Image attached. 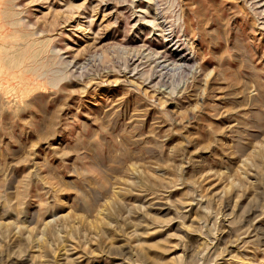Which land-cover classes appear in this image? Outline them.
I'll return each instance as SVG.
<instances>
[{
    "label": "rangeland",
    "instance_id": "374dc122",
    "mask_svg": "<svg viewBox=\"0 0 264 264\" xmlns=\"http://www.w3.org/2000/svg\"><path fill=\"white\" fill-rule=\"evenodd\" d=\"M5 1L0 264H264V0Z\"/></svg>",
    "mask_w": 264,
    "mask_h": 264
},
{
    "label": "bare ground",
    "instance_id": "6f19581e",
    "mask_svg": "<svg viewBox=\"0 0 264 264\" xmlns=\"http://www.w3.org/2000/svg\"><path fill=\"white\" fill-rule=\"evenodd\" d=\"M6 1H8V0H6ZM6 1H5V2H6ZM9 1H11V0H9ZM13 1H15V0H13ZM7 3H8V2H7ZM9 6H10V5H9ZM10 7H11V6H10ZM263 7H264V6H263ZM13 8H14V7H13ZM261 9H264V8L261 7ZM2 12H3V11H2ZM4 13H5V11H4ZM4 13H3V15H4ZM260 13H261V12H260ZM15 14H16V13H15ZM21 14H22V13H21ZM11 15H12V13H11ZM16 15H18V14H16ZM16 15H15V16H16ZM1 17H2V16H1ZM13 17H14V16H13ZM4 18H6V15H5ZM9 18H10V17H9ZM9 18H8V19H9ZM6 19H7V18H6ZM6 19H5V20H6ZM11 19H12V18H11ZM9 21H10V19H9ZM9 21H8V22H9ZM14 21H15V20H14ZM15 22H16V21H15ZM148 22H149V21H148ZM150 22H153V21L151 20ZM18 23H20V22H18ZM6 24H8V23L6 22ZM16 25H17V23H16ZM16 27H17V26H16ZM143 28H144V27H143ZM18 29H19V28H18ZM28 30H29V29H28ZM32 30H33V29H32ZM13 31H14V30H13ZM15 31H16V30H15ZM15 31H14V32H15ZM17 31H18V30H17ZM26 31H27V30H26ZM20 32H21V31H20ZM24 32H25V31H24ZM28 32H30V31H28ZM28 32H27V33H28ZM11 33H12V32H11ZM165 33H166V32H165ZM28 35H29V34H28ZM34 35H35V34H34ZM8 36H9V35H8ZM11 36H12V35H11ZM13 36H14V35H13ZM32 36H33V33H32ZM24 37H25V36H24ZM159 37H160V36H159ZM25 38L28 39V36L25 37ZM25 38H24V39H25ZM16 39H17V38H16ZM173 39H174V38H173ZM23 41H24V40H23ZM37 41H39V40H37ZM37 41H36V44H35V45L38 44ZM40 41H41V40H40ZM43 41H44V39H43ZM45 41H46V40H45ZM50 41H51V39H50ZM33 42H34V40H33ZM13 43H14V42H13ZM30 43H31V42H30ZM44 43H45V42H44ZM48 43H50V42H48ZM48 43H47V44H48ZM5 44H6V43H5ZM32 44H33V43H32ZM27 45H28V44H27ZM48 45H49V44H48ZM48 45H47V48H48ZM124 45H125V44H124ZM124 45H123V46H124ZM33 46H34V45H33ZM37 46H38V45H37ZM42 46H43V45H42ZM42 46H40V47L42 48ZM2 47H3V46H2ZM31 47H32V46H31ZM40 47L37 48V49L40 50ZM124 47H126V46H124ZM128 47H129V46H128ZM128 47H126V48H128ZM141 47H142V46H141ZM29 48H30V47H29ZM29 48H28V49H29ZM32 48H35V46L32 47ZM43 48H45V47L43 46ZM43 48H42V49H43ZM5 49H6V48H5ZM26 49H27V48H26ZM37 49H33L34 51H32V52H35V50H36V53H37V52H38ZM45 49H46V48H45ZM149 49H150V48H149ZM22 50H23V49H22ZM31 50H32V49H31ZM43 50H44V49H43ZM139 50H140V48H139ZM23 51L25 52L26 50L24 49ZM23 51H22V52H23ZM41 51H42V50H41ZM46 51H47V50H46ZM148 51H149V50H148ZM152 51H153V50H152ZM22 52H21V53H22ZM24 52H23V54H24ZM28 52H29L30 55H31L32 52H31V51H28ZM155 52H156V51H155ZM5 53H6V52H5ZM25 53H26V52H25ZM170 53H171V52H170ZM33 54H35V53H33ZM37 54H39V53H37ZM43 54H45V53L43 52ZM43 54H42V55H43ZM158 54L160 55V57L163 56V54H161L160 52H157V55H158ZM21 55H22V54H21ZM153 55H154V54H153ZM164 55H165V54H164ZM168 55H169V54H168ZM10 56H11V55H10ZM22 56H23V55H22ZM31 56H33V55H31ZM155 56H156V55H155ZM6 57H7V56H6ZM11 57H13V56H11ZM24 57H25V54H24ZM38 57L40 58L39 55H38ZM47 57H48V56H47ZM160 57H159V58H160ZM4 58H5V57H4ZM18 58H19V57H18ZM25 58H26V57H25ZM25 58H24V59H25ZM165 58H166V57H165ZM165 58L163 57V59H165ZM169 58H170V57H169ZM5 59H6V58H5ZM11 59H13V58H11ZM11 59L9 58V61H10ZM20 59H22V57H20ZM27 59H29V56H28ZM27 59H25V60H27ZM185 59H186V58H185ZM185 59H184V61H185ZM6 60H8V59H6ZM6 60H5V61H6ZM41 60H42V59H41ZM43 60H44V57H43ZM188 60H189V59H188ZM2 61H3V60H2ZM11 61H12V60H11ZM11 61H10V62H11ZM13 61H14V59H13ZM13 61H12V62H13ZM30 61H31V60H30ZM34 61H36V60H34ZM37 61H38V60H37ZM46 61H47V60H46ZM46 61H45V63H43V64H46ZM182 61H183V60H182ZM20 62H21V61H20ZM32 62H33V61H32ZM39 62H40V61H39ZM5 64H8V63L5 62ZM22 64H24V63L22 62ZM26 64H27V62H26ZM31 64H32V63H31ZM38 64H39V63H38ZM38 64L36 63V65H38ZM165 64H166V63H165ZM17 65H18V64H17ZM17 65H16V66H17ZM19 65H20V63H19ZM32 65H33V64H32ZM163 65H164V64H163ZM170 65H171V64H170ZM183 65H184V64H183ZM11 66H13V65H11ZM16 66H13V67L15 68ZM45 66H46V65H45ZM48 66H49V65H48ZM18 67H19V66H18ZM36 67H37V66H36ZM46 67H47V66H46ZM164 67H165V66H164ZM11 68H12V67H11ZM30 68H31V66H30ZM32 68H34V66H33ZM41 68H42V67H41ZM167 68H168V67H167ZM42 69H43V68H42ZM42 69H41V71H42ZM63 69H64V68H63ZM177 69H178V68H177ZM37 71H38V70H37ZM27 72H29V70H28ZM35 72H36V70H35ZM51 72H54V71L51 70ZM57 72H58V70L56 71V74H59V73H57ZM43 73H45V72H43ZM49 73H50V72H49ZM32 74H33V73H32ZM52 74H53V73H52ZM34 75H35V74H34ZM51 78H52V77H51ZM55 81H56V80H55ZM52 82H53V80H52ZM56 82H57V81H56ZM157 248H158V247H157ZM143 249H144V248H143ZM147 254H148V253H147ZM149 257H150V256H149ZM151 258H152V257H150V259H151ZM154 259H155V258H154ZM156 259H157V258H156ZM159 260H160V259H159Z\"/></svg>",
    "mask_w": 264,
    "mask_h": 264
}]
</instances>
